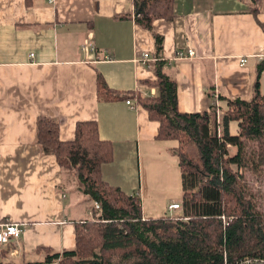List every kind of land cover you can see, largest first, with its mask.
Returning a JSON list of instances; mask_svg holds the SVG:
<instances>
[{
  "label": "crops",
  "instance_id": "crops-1",
  "mask_svg": "<svg viewBox=\"0 0 264 264\" xmlns=\"http://www.w3.org/2000/svg\"><path fill=\"white\" fill-rule=\"evenodd\" d=\"M174 1V18L155 19L152 30L162 37L163 70L177 84L178 110L222 109L221 96L248 100L264 60V0ZM133 4L0 0V223L24 226L4 262L16 264L18 257L35 264L72 250L75 224L86 220L92 204L72 191L69 172L38 146L39 119L56 122L65 142L74 139L76 122L96 123L113 155L100 167L102 179L138 195L144 218L169 215L170 204H180L166 202L180 180L175 146L156 138L158 122L136 98L157 94L148 85L153 67L136 62L143 53L154 57L156 43L135 22ZM86 43L94 54L81 51ZM179 51L194 57L178 60ZM99 74L115 96L110 101L98 93ZM259 81L264 94V70Z\"/></svg>",
  "mask_w": 264,
  "mask_h": 264
},
{
  "label": "trees",
  "instance_id": "trees-1",
  "mask_svg": "<svg viewBox=\"0 0 264 264\" xmlns=\"http://www.w3.org/2000/svg\"><path fill=\"white\" fill-rule=\"evenodd\" d=\"M132 3L134 20L152 32L155 57L160 59L149 63L155 78L148 85L157 94L136 98L158 122L156 138L175 141L171 151L181 180L180 215L172 216L175 210L157 219L144 218L138 195H126L102 179L100 167L113 155L109 141L98 136L96 123L76 122L74 139L65 142L59 139L56 122L39 119L36 142L43 154H51L60 168L73 173L80 193L102 211L99 221L76 222L72 250L50 253L35 264H241L246 258L264 259V213L251 201L239 172L247 165L244 140L257 141L256 165L264 166V94L259 83L264 60L257 66L248 100L219 98L227 108L221 126L214 104L208 112L179 111L177 84L163 70L162 37L152 30L155 19L174 18L175 1ZM97 90L104 100L115 98L100 74ZM232 123L237 125L235 134L230 131ZM228 145L237 150L233 156ZM12 244L0 248V264H13L2 260Z\"/></svg>",
  "mask_w": 264,
  "mask_h": 264
},
{
  "label": "rangeland",
  "instance_id": "rangeland-1",
  "mask_svg": "<svg viewBox=\"0 0 264 264\" xmlns=\"http://www.w3.org/2000/svg\"><path fill=\"white\" fill-rule=\"evenodd\" d=\"M215 110H216L215 116H216L217 123H219L221 126L222 119H223V116L227 108L226 106H224L222 109L216 108ZM230 126H231L230 131L232 132V134H235L236 126H237L236 123H232L230 124ZM220 132H221V127L218 128V133L220 134ZM168 142L169 144H174V146H176L175 141L168 140ZM244 145H245L244 157L247 162V165L245 168L241 167V169H239V172L243 173V177H244L243 182L245 184L246 191H248V195L251 201L256 204V208L259 210L260 213H264V166L256 165L257 164L256 163V153L258 150L257 141H255L254 139L244 140ZM228 150H229L228 153L230 156H233L237 152L236 148L231 147L230 145H228ZM69 174H70V178L72 179L71 184H73L70 187L73 192L75 191V193H77V190L79 191L78 189L79 183H77V180L75 176L73 175V173H69ZM178 180H179V177H178ZM179 181H177L176 187L173 189V195L169 197L171 199L168 201L169 199L168 198L166 202H170L172 200H176L177 202H179V199H181L182 194L180 193ZM78 195L81 197L80 194ZM160 196H164V195H160ZM90 204L91 202L90 200H88V206ZM91 208H92V204L90 206V209ZM87 218L89 219L90 215ZM98 219H99L98 217H95V216L93 217L94 221H99ZM153 219H157V218H153ZM14 262L16 264H22L21 258H18V257L14 258Z\"/></svg>",
  "mask_w": 264,
  "mask_h": 264
},
{
  "label": "built area",
  "instance_id": "built-area-1",
  "mask_svg": "<svg viewBox=\"0 0 264 264\" xmlns=\"http://www.w3.org/2000/svg\"><path fill=\"white\" fill-rule=\"evenodd\" d=\"M81 51L85 52V53H89V54H94L95 52V49H94V46L90 45L89 43H86V44H83L82 47H81ZM175 56H177L176 59H180V58H183V59H193L194 57V52L193 51H190L188 52L187 56L183 55L182 52H177L175 54ZM160 61V59L158 57H152L150 56L149 54L147 53H143L141 55L140 58H138V61L142 62V63H151L153 61ZM239 62L240 64L243 66L245 65L246 63V59L245 58H240L239 59ZM148 96H155L153 93L150 94ZM218 97V96H217ZM216 97V98H217ZM127 104H130L131 101L130 100H126ZM217 108V107H216ZM169 208V211H175L177 210L179 212L180 210V206L179 204H177L176 202L175 203H171L170 206L168 207ZM101 209H100V206L98 203H96L95 201H93L92 203V208L90 209L89 211V215L91 216V218L93 219V217L95 216L94 215V212L97 213L95 217H100V214H101ZM177 212V213H178ZM176 212L174 213H171L172 216L174 217H179V215L177 214ZM170 215V216H171ZM225 220V219H224ZM23 224L22 223H18V222H13V221H4V222H1L0 223V246L1 245H6L8 244L9 242H17L19 240V238L21 237V234L23 232ZM16 251H13V254H15ZM241 264H264V259L262 258H255V259H244L241 261Z\"/></svg>",
  "mask_w": 264,
  "mask_h": 264
}]
</instances>
